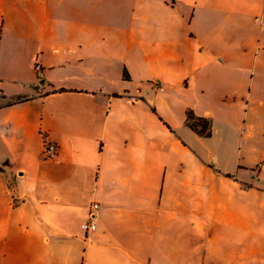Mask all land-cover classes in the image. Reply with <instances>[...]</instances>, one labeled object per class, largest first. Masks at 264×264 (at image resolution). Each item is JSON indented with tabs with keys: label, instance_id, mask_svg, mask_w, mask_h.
<instances>
[{
	"label": "crops",
	"instance_id": "0c3cea01",
	"mask_svg": "<svg viewBox=\"0 0 264 264\" xmlns=\"http://www.w3.org/2000/svg\"><path fill=\"white\" fill-rule=\"evenodd\" d=\"M0 88V264H264V0H0Z\"/></svg>",
	"mask_w": 264,
	"mask_h": 264
},
{
	"label": "built area",
	"instance_id": "2783aa9c",
	"mask_svg": "<svg viewBox=\"0 0 264 264\" xmlns=\"http://www.w3.org/2000/svg\"><path fill=\"white\" fill-rule=\"evenodd\" d=\"M35 70H36L37 74L40 76L42 73V68H41L40 64H38V63L35 64ZM43 146H44L45 158L52 159V158L57 156V153H58L57 144L45 139ZM98 210H99V204L93 203L91 205L87 221L82 224V229L87 234L94 233L98 228V221H97Z\"/></svg>",
	"mask_w": 264,
	"mask_h": 264
},
{
	"label": "trees",
	"instance_id": "16d2710c",
	"mask_svg": "<svg viewBox=\"0 0 264 264\" xmlns=\"http://www.w3.org/2000/svg\"><path fill=\"white\" fill-rule=\"evenodd\" d=\"M126 77V76H125ZM61 91H64L61 90ZM0 96L4 98V94L2 89L0 88ZM19 101L13 102L12 104L18 103ZM152 111L156 113V110L152 108ZM186 125L198 136L202 138H209L213 134V121L210 118L201 117L195 114V112L192 109H188L186 111ZM170 129V127L168 126ZM230 176V175H228Z\"/></svg>",
	"mask_w": 264,
	"mask_h": 264
}]
</instances>
